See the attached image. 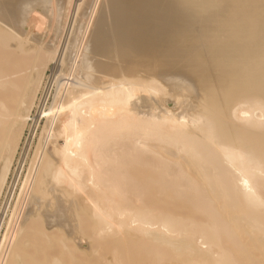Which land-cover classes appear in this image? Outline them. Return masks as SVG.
<instances>
[{
    "label": "bare ground",
    "instance_id": "bare-ground-1",
    "mask_svg": "<svg viewBox=\"0 0 264 264\" xmlns=\"http://www.w3.org/2000/svg\"><path fill=\"white\" fill-rule=\"evenodd\" d=\"M0 264H264V0H0Z\"/></svg>",
    "mask_w": 264,
    "mask_h": 264
},
{
    "label": "rangeland",
    "instance_id": "rangeland-1",
    "mask_svg": "<svg viewBox=\"0 0 264 264\" xmlns=\"http://www.w3.org/2000/svg\"><path fill=\"white\" fill-rule=\"evenodd\" d=\"M10 67L13 68V66H10ZM10 67H9V68H10ZM13 79H14V78H13ZM23 143H24V142H23ZM23 147H24V145L22 146V148H23ZM23 149H25V148H23ZM21 152H22V150H21Z\"/></svg>",
    "mask_w": 264,
    "mask_h": 264
}]
</instances>
